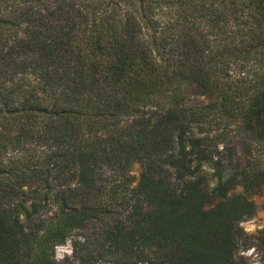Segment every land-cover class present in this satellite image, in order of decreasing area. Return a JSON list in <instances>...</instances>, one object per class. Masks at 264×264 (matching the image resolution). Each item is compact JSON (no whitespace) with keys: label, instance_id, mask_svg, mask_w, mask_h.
<instances>
[{"label":"trees","instance_id":"16d2710c","mask_svg":"<svg viewBox=\"0 0 264 264\" xmlns=\"http://www.w3.org/2000/svg\"><path fill=\"white\" fill-rule=\"evenodd\" d=\"M263 186L264 0H0V264L264 260Z\"/></svg>","mask_w":264,"mask_h":264},{"label":"rangeland","instance_id":"374dc122","mask_svg":"<svg viewBox=\"0 0 264 264\" xmlns=\"http://www.w3.org/2000/svg\"><path fill=\"white\" fill-rule=\"evenodd\" d=\"M178 87L179 91L183 92L185 99L196 100L199 102H203L206 100L205 95L201 93L198 86L179 83L174 84L173 87H171L169 90H165L162 93L156 95L155 102L152 108L156 110H163L172 105L170 99L176 88ZM234 145L237 155L243 157L245 154L244 141H242L241 139H235ZM140 170V164L134 163L130 168V174L137 178ZM237 191H241V189L238 188ZM249 197L255 203L256 211L251 217L242 220L240 222V225L248 234L256 235L259 230L264 228V186L259 192L251 193ZM81 233H84V231H74L73 235L70 238L66 239L64 244L55 246L54 256L57 259L64 258L65 256H70L72 253V241L73 239L78 237L82 238L80 236ZM241 253L247 258L250 264H264V260L261 258L260 253L255 249V246L253 245L244 249L243 251H241Z\"/></svg>","mask_w":264,"mask_h":264}]
</instances>
